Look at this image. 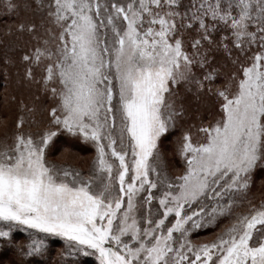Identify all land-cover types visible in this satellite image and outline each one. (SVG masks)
<instances>
[{"label":"snow or ice","instance_id":"1","mask_svg":"<svg viewBox=\"0 0 264 264\" xmlns=\"http://www.w3.org/2000/svg\"><path fill=\"white\" fill-rule=\"evenodd\" d=\"M22 9L39 23L4 34L35 42L24 79L49 102L0 122V264H51L57 241V264H264V0H0ZM62 138L87 171L50 159Z\"/></svg>","mask_w":264,"mask_h":264},{"label":"trees","instance_id":"2","mask_svg":"<svg viewBox=\"0 0 264 264\" xmlns=\"http://www.w3.org/2000/svg\"><path fill=\"white\" fill-rule=\"evenodd\" d=\"M20 2L23 4L25 0H20ZM20 19H34L37 23H39L40 14L33 13L31 11L22 9L18 17L0 16V92H2L3 89H5L4 88V84H5L4 76L5 75L9 77L8 82H7V87L9 86L11 68H15L14 69L15 71H20V73H22L23 76L22 78H20L19 80L20 82L24 84H29L31 82L30 84L33 85V81H28L24 79L25 64L22 61L21 57H22L23 52L31 47V43H35V42L32 41L31 43H29L30 38L26 34L19 38H17V36H7L4 34V26L6 24H13L14 21L19 22ZM217 59L219 61V63L217 64V67L221 69V72L225 75L229 73L231 71V65L229 64L227 59L223 55H220V54H218ZM6 60L11 61V63L5 65ZM217 82L222 83L223 76ZM34 85L35 87L38 86V90L36 91L37 93L34 92L31 97L27 96V97L19 98V101L20 103L23 102V104L27 105L28 107L35 106L36 112L34 113V116H35V119L40 122L41 117H39V115L40 113H43V109L48 104L49 101H48V98L43 93L41 85L40 84H34ZM13 97L17 99L18 96L15 93L11 92L10 98L13 99ZM188 98H190L188 105L190 104V108H192L191 112L193 113V115L195 114V110L198 107L201 108V111H204L205 110L204 105L211 103L210 100L202 99L200 101H197L191 95H189ZM39 99H43V102H41L40 104L37 103V101L39 102ZM21 114L22 112H21V104H20L16 116L13 118L14 124L18 116ZM23 114L25 115V118L27 119L28 118L27 113H23ZM187 122L188 121H185V123ZM33 129H35V126H33ZM176 135H178V133L174 132L173 135L169 137V140L165 141L163 149L167 153V155L171 154V156H168L169 162L178 167L180 161L178 157H176L175 153H171L169 151V148H168L169 145L167 144V143H171V141L175 139ZM74 149L82 152L83 155L89 154L90 152L94 153V151L91 148H90L91 149L90 151L87 145L81 144V145H78V147ZM57 154H58L57 150H54L52 152L53 156H56ZM91 165H92V162L90 163V165L88 164L86 167H84V170L87 171L91 167ZM77 167L82 168L81 166H77ZM252 195L255 197L256 202H258L262 196V192L258 189H254ZM213 235H214L213 230L202 231L199 233L198 239L200 241L210 240L213 238ZM23 238H24V234L21 233L18 236V239H23ZM62 247H63V243L60 241H57L56 243L51 244V256H50L51 264H57V261L59 260L57 253ZM82 264H97V262L91 257H85L83 258Z\"/></svg>","mask_w":264,"mask_h":264},{"label":"rangeland","instance_id":"3","mask_svg":"<svg viewBox=\"0 0 264 264\" xmlns=\"http://www.w3.org/2000/svg\"><path fill=\"white\" fill-rule=\"evenodd\" d=\"M14 69L15 68H11L9 86L6 90L3 89V91L0 92V122H6L9 129L15 126L13 118L16 116L18 108L21 104L19 98L27 96L31 97L34 92L37 93L36 91L38 90V86L35 87L34 84H39L35 81H33V85L30 84L31 82L29 84L20 82L19 80L23 75L22 73H20V71H15ZM39 75L40 73L37 71V79L39 78ZM11 92L15 93L18 96L17 99L13 100L10 98ZM188 101H190V98H188ZM41 102H43V99H39V102L37 101V103L39 104ZM188 107L191 112L192 108H190V104L188 105ZM39 117H41V120L39 119L41 125L46 122V113L44 111L43 113H40ZM3 134L4 126L3 123H0V137H3ZM81 144L82 143L78 141L66 142V140L62 138L60 141H58L56 147L53 149V151L57 150L58 154L56 156H53L51 153L50 159L54 162L67 161L68 163L75 164L76 166H81L84 169V167H86L88 164L90 165V163L92 162L94 153L90 152L89 154L83 155L82 152L74 149ZM167 144L169 145V151L171 153H174L172 143ZM87 146L89 149L91 148L94 151V149L90 145ZM168 156H171V154H168ZM91 258L96 261L95 257Z\"/></svg>","mask_w":264,"mask_h":264}]
</instances>
